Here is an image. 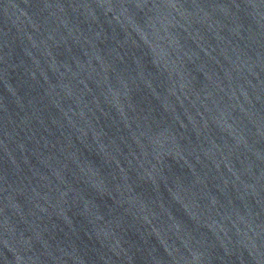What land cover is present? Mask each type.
<instances>
[{
    "label": "water",
    "instance_id": "water-1",
    "mask_svg": "<svg viewBox=\"0 0 264 264\" xmlns=\"http://www.w3.org/2000/svg\"><path fill=\"white\" fill-rule=\"evenodd\" d=\"M0 264H264V0H0Z\"/></svg>",
    "mask_w": 264,
    "mask_h": 264
}]
</instances>
